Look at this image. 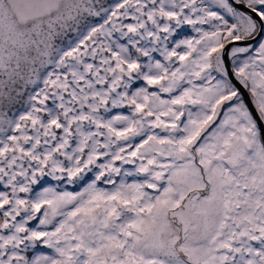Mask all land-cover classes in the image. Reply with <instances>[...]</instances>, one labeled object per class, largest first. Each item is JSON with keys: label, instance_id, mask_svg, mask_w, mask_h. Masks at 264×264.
I'll use <instances>...</instances> for the list:
<instances>
[{"label": "snow or ice", "instance_id": "snow-or-ice-1", "mask_svg": "<svg viewBox=\"0 0 264 264\" xmlns=\"http://www.w3.org/2000/svg\"><path fill=\"white\" fill-rule=\"evenodd\" d=\"M0 264H264V0H0Z\"/></svg>", "mask_w": 264, "mask_h": 264}]
</instances>
